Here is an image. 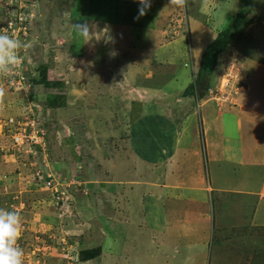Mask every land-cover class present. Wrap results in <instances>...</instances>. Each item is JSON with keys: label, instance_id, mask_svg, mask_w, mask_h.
I'll return each mask as SVG.
<instances>
[{"label": "rangeland", "instance_id": "obj_1", "mask_svg": "<svg viewBox=\"0 0 264 264\" xmlns=\"http://www.w3.org/2000/svg\"><path fill=\"white\" fill-rule=\"evenodd\" d=\"M135 3L137 0H0V33L6 32L24 45L20 51L21 66L15 74L0 77V87L5 89L0 99V208L16 210L21 216L18 244L23 249V264H106L99 257L97 241L84 240V234H90L95 221L83 219L75 206L79 207V203L69 199L68 190L79 188H75L72 179L83 176L85 170L92 176L91 172L102 164L101 156L106 157L111 146L118 148L115 142L119 147L120 143L128 142L124 147L132 149L143 146L139 138L144 140L147 132L174 125L177 133L179 126L189 123L190 128L194 126L191 130L194 158L178 165L180 179L174 183L179 189H193L195 195L185 197L176 192L171 197L164 191L159 195L156 191L160 185L163 190L165 182L154 180L153 173L148 172L154 170V165L145 163L149 178L142 182L145 197L155 202L145 208L148 221L152 218L150 212L162 214L169 202L177 203L179 212L171 214V218L177 217L176 222H171L173 229L169 228L170 222L156 217L162 220L155 229L156 247H160L163 257L148 250L146 254L142 248L139 253L145 254V260L140 264H264V200L257 205L255 201L260 197L249 196L246 187L243 194L235 193L244 182L241 171L233 172L237 170V162L230 158L217 167L213 162L225 141L209 133L203 137V145L199 124V116L206 109L215 110L216 115L226 110V105L237 104L233 97L245 92L249 84L254 85V93L253 88L251 92L255 95L242 105L264 110V101L256 90L264 83V69L261 71L255 65H264V0L258 2L252 17L218 55L209 87L205 90V83H201L189 96H183L180 89L185 80L167 85L172 80H165V75L175 68L165 74L153 66L147 67L146 61L141 65L146 64L145 67L138 69L121 62L120 52L126 48V39L130 41L128 47L135 46V40L145 38L146 29L133 34L123 25L125 21L119 22L117 15L125 14L130 25L144 22L152 26L144 21V15L134 19L138 15ZM167 4L168 0H154V5L160 8L156 13L160 20L156 29L162 32L163 39L158 43L164 44L169 52L174 42L179 41V50L184 43L186 54L190 52L192 58L186 66L188 78L192 76L193 80L197 71L192 74L191 62H195L201 44L210 39L201 37L203 28L210 26L212 32H217L222 25L227 26L238 9V0H188L184 8ZM83 23L89 25L90 37L78 32L76 24ZM108 56L112 58L107 60ZM176 57L179 60L173 66L177 67L181 58ZM44 72L48 86L41 81ZM145 74H150L149 79L145 80ZM143 85L164 87L165 92L161 90L158 98L147 97L141 94ZM24 88L29 90L25 92ZM64 100L66 103L59 106ZM161 100L169 102L161 106ZM51 103L56 109H51ZM158 110L162 118L167 114L166 121L150 116L160 113ZM218 123L221 122L214 121L203 129L213 128L221 133L223 128ZM36 125L41 129V141L18 139L22 131ZM239 125L248 129L246 122ZM231 135L239 136L234 129ZM244 136L251 152L249 135ZM235 145L239 146L238 142ZM154 146L151 142L146 145ZM212 168L218 175H213L214 181ZM187 170L195 183H185ZM116 171L113 168L114 176ZM100 200H105L103 194ZM64 201L70 202L64 206ZM101 216L104 219V210ZM148 221L145 220L146 228H151L154 224ZM119 246L122 251L133 248ZM175 253L181 257L171 263L169 258ZM134 254L137 258L142 256ZM130 258L128 264H136L135 257Z\"/></svg>", "mask_w": 264, "mask_h": 264}, {"label": "crops", "instance_id": "obj_2", "mask_svg": "<svg viewBox=\"0 0 264 264\" xmlns=\"http://www.w3.org/2000/svg\"><path fill=\"white\" fill-rule=\"evenodd\" d=\"M134 5L135 7H138V3H135ZM159 10V6L154 5V0H151V8L147 11V15H144L143 18L144 21H148V23H151L152 26H149L144 22L130 25L126 22L127 18L125 17V14L117 15V17L120 18L119 22L125 21V24L123 25L125 27H129L130 29L127 27L126 29H129L130 32L132 31L133 34L134 32L135 34L143 33V30L146 29V34H144L145 38H138L135 40V46L130 45L128 47L129 43L127 44V42L130 41L129 38L126 39V48L121 49L120 52V55H122L121 62H124L129 66V68L134 67L135 69H138L144 68L146 64H144V66L141 65L143 64L142 62L146 61L149 63L147 67L153 66V68H158L165 74L168 69L173 67L176 70H173V72L170 73L168 72V74L165 75V80H172L168 82L167 85H177L179 83L178 81L185 80V83L180 87L181 91H184L185 87L191 81H193L192 76L189 80V71L186 69L188 60H192V58L190 52L186 54V49L184 50L183 47L184 43L181 45L182 49L179 50V41L174 42V46L170 47L172 53L169 52L168 49L166 50L164 44L158 43V41L162 39V32L156 29V23L160 21L158 20V16H156V13ZM108 15L109 14L106 12V16ZM191 20H193V18H191ZM224 26L226 25H222L219 30L224 28ZM203 27L204 26L199 27L198 29H202ZM204 29L205 31L201 32V37H210V39L208 38L201 44L198 56L195 58V62H191V70L193 75L199 67L201 54L205 46L216 36L217 32L219 31L212 32V30H210V26L203 28V30ZM208 30L211 31L212 35L209 34ZM147 43H150V45H147ZM106 53L109 54V51L106 50ZM177 55L179 58H181V64L176 67L173 65L176 60H179L176 57ZM109 58H112V56H108L107 60H109ZM139 58H141V60ZM107 62L108 61H106V63ZM255 65L261 71L264 69V65L262 64ZM124 72L126 71L124 70ZM149 75L150 74L144 75L145 80L149 79ZM125 78H127L126 75ZM187 80L189 81L187 82ZM248 86L249 88L247 87L245 92L237 93L233 97L237 104L232 106L226 105V110H223L222 113L217 114L216 112V115H214L215 110L209 111V109H206V111L199 116V124L201 127L200 134L202 142L204 139L203 137L209 133H211V137H215L217 135V138H221L222 141H225L221 143L223 148H221V151L217 154V160H215L213 163L217 164L216 166L219 167L220 165L218 164L229 161L230 158H232V161L237 162V170L234 169L233 172L236 173V171H241V174L243 175L240 176L241 178H244V182L242 181L243 183H241V186H237L239 189H237L235 193L243 194V188L246 187L245 192L249 194V196L252 195L253 198L260 197L259 199H256L257 201H255L258 205L261 200H264V110H262V112L260 110L254 109V107H244L242 105L243 101H245L244 103H247L248 99L253 100V96L255 95L251 92V88H253L254 93V85L253 87L252 85L250 86V84ZM255 86L257 85L255 84ZM163 88L158 89L154 87H145V85H143V88H141L143 89V92L141 94H146L147 97L154 95V98H158V93L160 94V91L163 90ZM256 90L260 97L262 96L261 100L263 99L264 101V83L257 87ZM163 91L165 92V89ZM167 102L169 101L161 100L159 103L162 106L167 104ZM158 111L160 113L156 112L150 116H153L156 119L159 118V121L161 122L166 121L167 114L163 116V118L166 119H163L161 116L163 115L161 110ZM174 111L175 110L173 109L172 112ZM236 116H238L239 119H237L238 117ZM178 120L179 119H177L176 122ZM169 121L171 122V120ZM169 121L167 124H169ZM214 121L221 122L218 124L219 128H223V132L220 133L219 130L213 128L210 130L203 129L207 124L214 123ZM228 121H230L229 124H227ZM243 122L248 124V129H246L243 125H239ZM254 124L256 125L254 126ZM189 125L190 123L184 125V127L179 126V130L176 131L177 133L174 131V125H169L164 130L160 128V131L155 130L150 133L147 132L145 134L144 140L139 138L141 141L139 144H143V146L138 145V147H134L132 149L131 146L130 148L124 147L128 144V142L120 143V147L119 144L115 142V145L117 144L118 148L111 146L108 151H106V157L101 156L102 164L99 166L96 165L97 169H95L94 173L91 172L93 174L92 176H90L88 171L86 172L85 170L83 171V176H80L79 178L76 176L77 180L72 179V183H74L75 188L77 186L79 188L75 191H70V189L68 190L69 199H71L74 203H79V207L78 205L75 206L77 210H79L81 214L84 215L82 217L83 219L86 221H95L94 224H91L90 226V234H84V240L89 239L92 241H97V246L100 247L99 257H102L106 261V264H128V261L131 259L130 255H133V258L135 257L136 264H140L142 259L145 260V254L142 255V253H139L140 249L142 248H144V253H146V250H148L152 251L151 254L154 256L163 257V255L160 253V249H158L160 247H156L158 230L155 229V226H160L162 220H165L167 224L170 222L169 228L173 229L174 226L171 225V222H176L177 217L171 218V214L177 215L179 212L177 210L178 204L175 202L167 203V205L164 206L162 214L155 213L156 210L150 212V216L152 217L150 219L154 225L149 223L151 228H146L145 220L148 221V219L145 215V208L148 206H154L155 202L154 200L149 201L145 197L144 191H146V189L142 182H145L143 180H149L146 175L147 170L145 165H154V170H150L148 172L151 174L153 173L154 180H164L165 182L163 190L160 184L158 191L154 189V191L158 192L159 195L163 193L162 191L169 195H174L176 192H179V195L185 197L195 195L193 189H179L177 188L178 185L174 183L180 179L178 165H183L184 160L188 163L189 159L192 158L193 160L194 158V153H192L194 147L192 148L193 144L191 140V138L193 139V131L191 132V130L194 129V126H192L191 129ZM227 126H230V128ZM233 129L239 136L235 135V138L232 137L231 133ZM245 133L246 135H249L247 138L249 137L251 142V152L247 146L248 142L247 139H245ZM251 134H253V136H251ZM174 138H177V140L175 141ZM149 142L153 143V145L155 144V146L152 148H147L146 145L148 146ZM237 142L239 146L235 145ZM215 153L216 151L212 152L213 155ZM205 154H207V152H205ZM157 164H159V168L156 167ZM113 168L117 170L116 176L113 175ZM213 169L214 168H212L211 172L209 171L212 173V181H214V176H216L213 172ZM185 173H187V175L184 177L185 183L196 182L195 178H193L194 176L189 175L190 171L187 170ZM230 173L231 172L226 173V175L229 176ZM216 177H218V175ZM102 194L105 197L104 201L100 200ZM67 202L70 201H64L63 205L65 206ZM103 210L104 219L101 216L103 214ZM156 217H162V220L156 219ZM167 217H170V221H167ZM134 230H136V232H134ZM146 233H148V237ZM122 244L132 246L133 248H130L127 251H122V247L119 246ZM134 253H138L137 255L141 254V258H137L138 256H136ZM96 257H98V255ZM178 257H181V255L175 253L170 256L169 260L171 263H173V259H178ZM119 261L122 262L119 263Z\"/></svg>", "mask_w": 264, "mask_h": 264}, {"label": "clouds", "instance_id": "obj_3", "mask_svg": "<svg viewBox=\"0 0 264 264\" xmlns=\"http://www.w3.org/2000/svg\"><path fill=\"white\" fill-rule=\"evenodd\" d=\"M138 15L134 19L146 15L151 8V0H137ZM188 0H168L175 8H184ZM80 35L90 37L87 23L76 24ZM89 40V39H88ZM87 40V41H88ZM24 47L22 41L6 32L0 33V77H12L15 70L21 66L20 51ZM27 92L29 89H22ZM5 95V89L0 87V99ZM21 216L16 210L0 208V264H23V249L18 244L21 235Z\"/></svg>", "mask_w": 264, "mask_h": 264}, {"label": "trees", "instance_id": "obj_4", "mask_svg": "<svg viewBox=\"0 0 264 264\" xmlns=\"http://www.w3.org/2000/svg\"><path fill=\"white\" fill-rule=\"evenodd\" d=\"M259 1L260 0H238L239 6L232 20L226 27L219 30L216 36L205 46L201 54L196 76L194 77L193 81H191L185 87L182 93L183 96H189L192 95L193 92L195 93L197 86L201 83H205V90L209 87L208 84L210 83V76L212 75L213 70L216 66L218 55L222 53L230 44V42L234 38L235 33L243 27V25L249 20V18L252 17V13ZM41 79L42 83L48 86L49 79L45 72L43 73ZM63 96L66 95L64 94ZM64 104L65 100L59 106ZM53 105L54 103L50 104V106H52L51 109H53V107H55L54 109H56L57 106ZM89 251L92 252V250ZM94 254L88 257L91 258L92 256H94Z\"/></svg>", "mask_w": 264, "mask_h": 264}, {"label": "built area", "instance_id": "obj_5", "mask_svg": "<svg viewBox=\"0 0 264 264\" xmlns=\"http://www.w3.org/2000/svg\"><path fill=\"white\" fill-rule=\"evenodd\" d=\"M32 124V123H31ZM33 125V124H32ZM39 125V124H38ZM28 126V125H27ZM35 130H33L32 128L28 129V130H24L21 132L20 136H17L18 139L21 138H25L24 140L28 141V142H32V143H38L39 141H41L40 139H42L43 137H41L40 132L41 129L40 127H38L37 125L34 126ZM15 138V136H14ZM47 185H50L49 181L46 182Z\"/></svg>", "mask_w": 264, "mask_h": 264}]
</instances>
